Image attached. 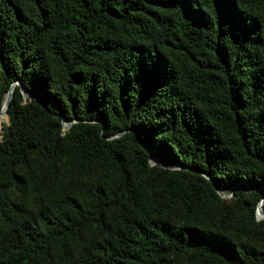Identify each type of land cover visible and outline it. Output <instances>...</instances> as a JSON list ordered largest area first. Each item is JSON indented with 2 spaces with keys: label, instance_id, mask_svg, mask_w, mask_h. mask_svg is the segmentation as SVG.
<instances>
[{
  "label": "trees",
  "instance_id": "1",
  "mask_svg": "<svg viewBox=\"0 0 264 264\" xmlns=\"http://www.w3.org/2000/svg\"><path fill=\"white\" fill-rule=\"evenodd\" d=\"M12 85L0 264H264V0H0Z\"/></svg>",
  "mask_w": 264,
  "mask_h": 264
},
{
  "label": "water",
  "instance_id": "2",
  "mask_svg": "<svg viewBox=\"0 0 264 264\" xmlns=\"http://www.w3.org/2000/svg\"><path fill=\"white\" fill-rule=\"evenodd\" d=\"M13 89H14V85L11 86V88L9 89V91L7 92L6 94V97H5V100H4V103H3V107L0 111V115L4 112L6 114V116L8 117L7 115V108H8V103H9V100L13 94ZM22 92H23V95L24 97H28V95L25 93V90L24 88L22 87ZM63 124H64V127H68V125L66 124V121H63ZM0 130H2V124H0ZM156 159L153 158V157H150V162L152 164H155L157 163L155 161ZM168 167H171V168H174V167H177V166H168ZM216 189H217V192L222 196V197H228L230 195H232V192L230 193H224L218 186H216ZM264 201V198H262V200L260 201L258 207H257V218H264V210H263V207H262V203Z\"/></svg>",
  "mask_w": 264,
  "mask_h": 264
},
{
  "label": "rangeland",
  "instance_id": "3",
  "mask_svg": "<svg viewBox=\"0 0 264 264\" xmlns=\"http://www.w3.org/2000/svg\"><path fill=\"white\" fill-rule=\"evenodd\" d=\"M7 121H8V117L6 116V115H4V120L2 121V123H7ZM1 123V124H2ZM3 125V124H2ZM1 131V130H0ZM259 219H262V218H259Z\"/></svg>",
  "mask_w": 264,
  "mask_h": 264
},
{
  "label": "bare ground",
  "instance_id": "4",
  "mask_svg": "<svg viewBox=\"0 0 264 264\" xmlns=\"http://www.w3.org/2000/svg\"><path fill=\"white\" fill-rule=\"evenodd\" d=\"M4 115H6L4 112L0 115V123L4 120Z\"/></svg>",
  "mask_w": 264,
  "mask_h": 264
}]
</instances>
